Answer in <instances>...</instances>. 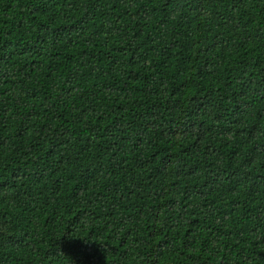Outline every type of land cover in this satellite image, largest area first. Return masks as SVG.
Listing matches in <instances>:
<instances>
[{
    "label": "trees",
    "instance_id": "obj_1",
    "mask_svg": "<svg viewBox=\"0 0 264 264\" xmlns=\"http://www.w3.org/2000/svg\"><path fill=\"white\" fill-rule=\"evenodd\" d=\"M0 264H264V0H0Z\"/></svg>",
    "mask_w": 264,
    "mask_h": 264
}]
</instances>
